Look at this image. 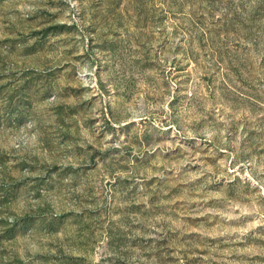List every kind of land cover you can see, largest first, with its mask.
<instances>
[{
	"label": "rangeland",
	"instance_id": "obj_1",
	"mask_svg": "<svg viewBox=\"0 0 264 264\" xmlns=\"http://www.w3.org/2000/svg\"><path fill=\"white\" fill-rule=\"evenodd\" d=\"M0 264H264V0H0Z\"/></svg>",
	"mask_w": 264,
	"mask_h": 264
}]
</instances>
